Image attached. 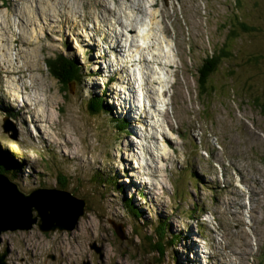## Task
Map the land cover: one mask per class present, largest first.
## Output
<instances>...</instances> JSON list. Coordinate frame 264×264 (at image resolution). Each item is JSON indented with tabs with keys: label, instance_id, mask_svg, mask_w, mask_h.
Segmentation results:
<instances>
[{
	"label": "rangeland",
	"instance_id": "rangeland-1",
	"mask_svg": "<svg viewBox=\"0 0 264 264\" xmlns=\"http://www.w3.org/2000/svg\"><path fill=\"white\" fill-rule=\"evenodd\" d=\"M49 1L63 11L73 6L80 25L74 17L61 21L52 13L57 21L45 26L36 6L45 0H0V149L14 160L7 167L17 178L9 182L19 190L58 188L84 199L86 209L71 229L42 231L33 224L3 232L0 252L8 249L7 264H264V143L257 140L264 139L258 106L264 105V0H158L159 7L166 6L172 53L141 39L145 27L154 36L152 0ZM103 8L117 9L122 25L113 16L106 23L98 18L101 12L95 16ZM17 13L35 19L22 37L18 25L25 21ZM235 17L253 31L229 36L234 56L224 60L208 80L209 92L201 95L202 62L227 40ZM100 25L118 34L123 25L132 26L126 35L134 38L132 53L144 52L149 60V73L142 64L126 65L135 81L126 88L134 93L135 115L126 114L113 94L122 83L110 67L118 59L109 53L97 61L93 46L88 48L96 35L89 29ZM31 35L32 44H26ZM99 37L94 38L101 42ZM59 53L82 68L71 93L62 92L48 69L49 59ZM24 58L21 73L8 71L6 62L18 70ZM93 96H103L110 113L91 112L87 101ZM116 117L125 120L122 133L116 132ZM97 176L116 177L121 191L96 183ZM125 197L138 209V223L124 212ZM68 201L61 199L62 208ZM163 218L178 240L165 242L159 255L150 237ZM113 226L123 231L117 235Z\"/></svg>",
	"mask_w": 264,
	"mask_h": 264
},
{
	"label": "bare ground",
	"instance_id": "bare-ground-1",
	"mask_svg": "<svg viewBox=\"0 0 264 264\" xmlns=\"http://www.w3.org/2000/svg\"><path fill=\"white\" fill-rule=\"evenodd\" d=\"M54 1V0H53ZM39 2V0H37V2L36 3H38ZM113 2L115 3V4H121L120 3V0H113ZM139 2H140V4H141V0H139ZM31 3H34V2H31ZM98 3H100V2H98ZM25 5H26V3H24ZM28 4V3H27ZM63 4V3H62ZM61 4V5H62ZM66 3H64V7L66 8ZM159 1L158 0H152L150 3H149V9H151L152 11H154V14L151 12V13H148L151 17H152V19H150L151 20V30H152V32H153V35H154V41H153V45H159L160 46V43H162L163 44V42L165 43V45L163 44V45H161L160 47H161V50H162V48H163V46L167 49V52H169V50L171 49L172 50V47H173V45H172V43H171V36H170V34H169V31H168V28H166V26H164V21H166V19H163V17H164V14H166L165 13V10H166V6H165V8H164V6H161V7H159ZM32 6H34V5H32ZM36 6H37V10H39V14H40V16L43 18V23H45V26L46 25H50V20L52 21H57L55 18H54V15L52 14V13H55L56 15H57V17L59 18V20H63V19H60V18H64V17H67V16H69V18L71 17H74L73 19L76 21V22H73V23H75V26H78V25H80V23H79V20H80V14H78V11L77 10H75V9H72L73 8V6H67V8L69 9L68 11L66 10V11H63V10H60L59 8H58V6L60 7V3H59V5H57V3L55 4V2H53V3H51L49 0H45V3H42V5H37L36 4ZM35 6V7H36ZM26 7H28V6H26ZM21 8V7H20ZM63 8V7H62ZM75 8V7H74ZM157 8V10H154V9H156ZM18 9V8H17ZM30 9V8H29ZM32 9V8H31ZM20 10H23L22 8L20 9ZM19 11V10H18ZM27 11V10H26ZM123 11L125 12V13H127L126 12V10H124L123 9ZM21 12V11H20ZM25 12V11H24ZM28 12H29V10L27 11V13H26V15L28 14ZM57 12H59V13H57ZM90 12V11H89ZM95 12V16H98V12H101V16H99L98 18L99 19H101V21H103L104 23H106L107 21H109L108 19H109V17H111V16H113V17H115L116 19H117V22L120 24V25H122V21H120V19L118 18V10L116 9H110V8H103V10L101 11V10H96V11H94ZM138 12H141V13H144L145 12V10H143L142 8H139L138 9ZM31 13V12H30ZM105 14H107V16H105ZM16 15H18V17H20L21 19L23 18V20L25 21V24H17L18 26H20L22 29H23V33L21 34V37L24 35V33H26V31H25V29H27V28H29L30 29V24H35V19L33 18V19H31V17H33V16H25V13H24V15L22 14V16H20V14L19 13H17ZM87 15V14H86ZM14 16V15H13ZM78 17H79V19H78ZM165 18V17H164ZM67 19V18H66ZM44 20H48L47 21V23L44 21ZM1 22V21H0ZM40 22V21H39ZM20 23H22V22H20ZM79 23V24H78ZM159 23L161 24V26L160 27H155V26H158L159 25ZM5 24H8V20H6L5 21ZM194 24V23H193ZM192 24V25H193ZM133 25V24H132ZM191 25V26H192ZM101 26V25H100ZM107 26V25H106ZM123 27H124V29H125V31H121V33H116L115 31L112 33L110 30H105V29H102V28H100V27H95V26H93V29H89V31H90V34L89 35H93V34H96L94 37H96L97 35H99L100 36V41L102 42V43H104L103 44V46L105 45V47H101V45H100V43L101 42H98L97 40H96V38H89V40L87 41V43L89 44V47L88 48H90L91 46H93V48L95 49L93 52L95 53V60H97V61H101V60H103V59H106V58H108V51H106L104 48H108L109 49V51L110 52H117V55L115 56V59H116V57L119 55V56H123V53H124V55L125 56H129L130 57V53H128V51H129V46L127 45L128 43V38H127V36L125 35V34H127V32L129 31V27H132V26H126V25H123ZM34 28V27H33ZM32 28V29H33ZM109 28H111V27H109ZM113 28V27H112ZM37 30V29H36ZM149 31V30H148ZM5 32V31H4ZM9 32H11V30H9ZM16 32V31H15ZM30 34H31V32H30ZM150 34H152V33H150ZM86 36H88L87 34H86ZM175 36V35H174ZM92 37V36H91ZM166 37H168V38H170V39H168V38H166ZM27 38V37H26ZM25 38V39H26ZM33 38V36L31 35L30 36V38L28 37V39H26L27 41H26V44L28 43V44H32L31 42H32V39ZM25 39L23 40V42H25ZM124 39V40H123ZM133 40H134V38H132ZM35 41V40H34ZM22 42V41H21ZM138 42V41H137ZM133 43V42H132ZM140 43V42H139ZM143 43H144V41H143ZM132 45V44H131ZM135 45H137V43L135 44ZM141 47V46H140ZM148 48H149V46H147ZM96 48H97V50H96ZM135 48V47H134ZM170 48V49H169ZM96 51V52H95ZM164 51V50H163ZM22 51L20 50V51H18V53H21ZM146 52H148V51H146ZM169 53H172V52H169ZM168 54V53H167ZM166 55V54H165ZM7 56V55H6ZM5 56V57H6ZM27 57H29V56H27ZM33 57H35V56H33ZM127 57H125V59L127 60ZM146 56L144 55V52H143V55H140V58H139V60H140V62H143L144 63V65H145V69H147V73H149L150 72V67L147 65V63H148V59H146L145 58ZM99 58V59H98ZM120 59V58H119ZM130 59V58H129ZM35 60H36V58H35ZM108 60V59H107ZM165 60V59H164ZM8 63V64H7ZM26 63H25V58H24V60H23V62H22V65H19V69L18 70H15L13 67L11 68V64H10V62H6V66L8 67V71L9 72H19V73H21L22 72V70H23V65H25ZM5 66V67H6ZM33 66V65H32ZM29 67V66H28ZM102 67V66H101ZM110 67L113 69V71H114V74H118V79H119V81L120 82H122L121 83V86H120V88H118L119 90L118 91H116V90H113V94L114 95H116V100H117V102L124 108V112L126 113V114H128V113H131V114H133L134 113V115H135V109H130V107H133L134 108V104H133V102H132V99H131V101H130V97H133V100H134V93L132 94V93H128V91H126V88L128 89V85L130 86L131 84H132V82L130 81V80H128L127 81V79L125 80V79H123L122 78V75H121V73L120 72H122L121 70H124V67H122V65L118 62V61H116L115 63H114V65H112L111 63H110ZM109 66H108V64H107V62H105L104 63V68H105V70L107 71V72H109V71H111V68H110ZM167 67L168 68H170V69H172L173 67H174V65H173V63H171V62H169L168 63V65H167ZM99 68V67H98ZM165 69V68H164ZM175 69V68H174ZM152 71V70H151ZM32 73V72H31ZM15 74V73H14ZM123 74V73H122ZM33 75V74H32ZM148 76V75H147ZM30 77V76H29ZM115 77V76H114ZM125 77V76H124ZM35 78V77H34ZM31 79V78H30ZM22 80V79H21ZM144 80V79H143ZM13 82V81H12ZM22 82H23V80H22ZM144 82H146V81H144ZM37 83V82H36ZM114 83H116V82H114ZM119 83V82H118ZM126 83V84H125ZM127 83H128V85H127ZM149 83V82H148ZM147 84V83H146ZM36 84H34V82L33 81H30V84H29V86H30V88H32V89H34V88H36V86H35ZM27 86L28 85H25L24 87L25 88H27ZM145 86V85H144ZM38 88V87H37ZM150 91H152L153 92V90L152 89H150V88H148ZM35 91H36V89H34ZM121 90V91H120ZM145 90H146V88H145ZM149 91V92H150ZM135 92V91H134ZM35 93V92H34ZM17 95V94H16ZM128 96V97H124V96ZM36 96V95H35ZM27 97H31V99L33 98V100L35 99V97L34 96H32L31 94H28L27 95ZM41 99V98H40ZM28 100H30V99H28ZM23 102V104H24V100L22 101ZM30 104H32V101H30L29 102ZM117 103V104H118ZM26 102H25V106H26ZM118 104V105H119ZM152 104V103H151ZM131 110H132V112H131ZM146 115V114H145ZM140 119L142 120L143 119V117H140ZM148 120V119H147ZM145 122V121H144ZM129 126V125H128ZM134 130V129H133ZM133 130H132V132H133ZM138 135H139V133H138ZM137 139V138H136ZM259 139V141H261V142H263L264 143V139H262L261 137L260 138H257V140ZM132 143V142H131ZM131 143H129V144H127V145H129V146H132L133 144H131ZM132 169V168H131ZM133 171V170H132ZM135 171V170H134ZM131 177V176H130ZM134 186V185H133ZM141 188H142V186H140ZM16 189H18V187L17 186H15V184H12V183H10L9 182V180H5L4 178H1V175H0V199L1 198H4V197H11V195L13 194V193H15V190ZM19 190V189H18ZM148 192V191H147ZM77 198V197H76ZM78 199H82V198H78ZM80 207H81V202L79 201V200H76V201H73V203H72V205H71V211H73V212H77V211H79V209H80ZM20 217H21V215H19ZM114 231H115V229H114ZM233 239V238H232ZM246 241V240H245ZM245 241H243V243H246ZM233 244V243H232ZM236 243H234V245H235ZM239 245H242V244H240L239 243ZM196 246V245H195ZM236 246V245H235ZM233 248H235V247H233ZM199 249V248H198ZM235 253H237V251H235ZM197 254H199L198 253V251H197ZM8 256V255H7ZM204 255H202L201 257H203ZM7 258V257H6Z\"/></svg>",
	"mask_w": 264,
	"mask_h": 264
},
{
	"label": "trees",
	"instance_id": "trees-1",
	"mask_svg": "<svg viewBox=\"0 0 264 264\" xmlns=\"http://www.w3.org/2000/svg\"><path fill=\"white\" fill-rule=\"evenodd\" d=\"M239 17L234 18V22L228 24V38L224 39V42L218 48L214 49L212 54L205 58L202 62V71L200 72V77L197 81L198 92L201 95L208 93V80L213 77L224 62V60H229L234 56L233 47L230 44V37L232 39L240 37L244 33H250L253 31V27L247 25L244 22H237ZM237 22V25H236ZM230 36V37H229ZM256 60V59H255ZM48 69L52 77L59 83L60 89L63 93L70 92L71 83L75 82L77 84V75L81 73L82 68L79 66L78 62L74 59H71L66 54L59 53L54 57L49 59ZM200 71V69H199ZM232 73V72H231ZM83 76V75H82ZM212 89H215L214 87ZM88 108L91 112L95 113H110V105L103 102V96H93L88 101ZM253 102L258 103V96H255ZM259 108L264 112L263 103L258 105ZM105 115V114H104ZM106 117V115H105ZM115 122H114V121ZM113 122L116 125V132H124L126 130L125 120L123 118H113ZM7 161L14 162L12 156L9 153L0 149V175H4L9 180L15 181L17 178L16 171L7 167ZM116 177L104 178L103 181L100 179V176H97L96 183H99L103 186L107 185L109 188L117 191H121L120 185L116 183ZM124 212L134 219L138 223L137 219L140 218V213L138 209L133 204L132 199L124 198L123 199ZM194 210H199L197 206L194 207ZM134 225V224H133ZM154 240V241H153ZM178 240L176 234L170 235L168 231V221L163 218L161 222L156 223L154 227V234L150 237V243L152 241V248L159 255L165 253V242L169 243L174 242V245ZM150 246V245H149Z\"/></svg>",
	"mask_w": 264,
	"mask_h": 264
},
{
	"label": "water",
	"instance_id": "water-1",
	"mask_svg": "<svg viewBox=\"0 0 264 264\" xmlns=\"http://www.w3.org/2000/svg\"><path fill=\"white\" fill-rule=\"evenodd\" d=\"M6 129L8 130L7 127H5ZM64 196L69 197L68 202L70 204L68 208H62L61 206L64 205L61 202ZM76 200L81 202V207L79 211L73 212L71 211V205ZM85 209L86 203L84 199H78L65 190L36 188L24 193L16 189L11 197L0 199V240L1 234L7 230L32 227L33 224H37L42 231L49 228L51 230L55 228L71 229L77 224L78 217L84 214ZM33 211L36 213L34 214ZM113 227L117 235L119 234L117 230L123 231L117 226ZM7 254V249L0 252V264H6L5 257Z\"/></svg>",
	"mask_w": 264,
	"mask_h": 264
},
{
	"label": "clouds",
	"instance_id": "clouds-1",
	"mask_svg": "<svg viewBox=\"0 0 264 264\" xmlns=\"http://www.w3.org/2000/svg\"><path fill=\"white\" fill-rule=\"evenodd\" d=\"M9 130H10V129H8V131H9ZM7 179H8V178H7ZM8 180H9V179H8ZM13 184H15V185L17 186L16 183H13ZM18 189H19V188H18ZM35 189H36V188H35ZM32 190H34V189H32ZM32 190H31V191H32ZM20 191H21V190H20ZM1 235H2V234H1ZM1 239H2V238H1ZM3 250H5V249L3 248ZM7 250H8V249H7ZM7 255H8V254H7ZM6 257H7V256H6ZM6 257H5V258H6ZM6 264H7V261H6Z\"/></svg>",
	"mask_w": 264,
	"mask_h": 264
},
{
	"label": "flooded vegetation",
	"instance_id": "flooded-vegetation-1",
	"mask_svg": "<svg viewBox=\"0 0 264 264\" xmlns=\"http://www.w3.org/2000/svg\"><path fill=\"white\" fill-rule=\"evenodd\" d=\"M9 254V253H8Z\"/></svg>",
	"mask_w": 264,
	"mask_h": 264
}]
</instances>
